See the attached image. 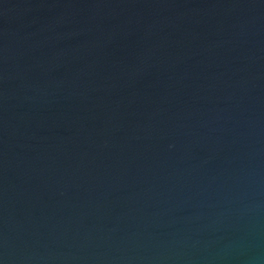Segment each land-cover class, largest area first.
Masks as SVG:
<instances>
[{"label":"water","instance_id":"obj_1","mask_svg":"<svg viewBox=\"0 0 264 264\" xmlns=\"http://www.w3.org/2000/svg\"><path fill=\"white\" fill-rule=\"evenodd\" d=\"M0 264H264V0H0Z\"/></svg>","mask_w":264,"mask_h":264}]
</instances>
